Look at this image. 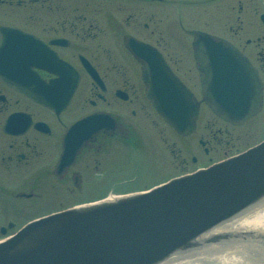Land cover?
I'll use <instances>...</instances> for the list:
<instances>
[{"label":"flooded vegetation","instance_id":"1","mask_svg":"<svg viewBox=\"0 0 264 264\" xmlns=\"http://www.w3.org/2000/svg\"><path fill=\"white\" fill-rule=\"evenodd\" d=\"M177 2L0 0L1 239L43 215L86 203V198L110 195L100 182L112 167L113 149L141 146L151 140L146 132H157L164 159L184 173L196 164V170L204 168L264 140H246L264 131V0H206L210 8L216 3L219 14L218 31L211 34L235 46L256 69L262 84L260 110L240 124L217 116L202 101L193 35L190 47H176L171 36L163 34L161 14L170 17V5ZM133 39L159 50L201 101L192 134L179 135L147 98L143 64L129 49ZM23 85L30 93L20 88ZM90 116L97 117L90 127L96 131L67 164L70 130ZM204 119L208 137L194 142L190 137ZM243 131L244 137L240 136ZM179 139L191 141L192 147L182 146ZM234 141L242 146L235 151L228 146H235ZM195 144L202 149L194 151ZM219 148L223 156H209Z\"/></svg>","mask_w":264,"mask_h":264},{"label":"water","instance_id":"2","mask_svg":"<svg viewBox=\"0 0 264 264\" xmlns=\"http://www.w3.org/2000/svg\"><path fill=\"white\" fill-rule=\"evenodd\" d=\"M194 35L204 101L233 123L253 116L262 95L256 70L229 43L203 31ZM131 50L145 65L147 96L156 110L178 133H191L199 102L157 49L141 42ZM20 88L30 93L27 86ZM94 118L76 126H89ZM90 135L81 141L69 137L67 164ZM263 202L264 141L149 190L33 220L0 242V264H162L219 243L264 244V232H214Z\"/></svg>","mask_w":264,"mask_h":264},{"label":"rangeland","instance_id":"3","mask_svg":"<svg viewBox=\"0 0 264 264\" xmlns=\"http://www.w3.org/2000/svg\"><path fill=\"white\" fill-rule=\"evenodd\" d=\"M207 4L206 0H178L177 4L170 5L172 6L170 9L171 16L165 17V14H161L162 22L160 27L164 31L163 34L166 38L167 35L171 36L172 43L176 47H190L192 41V34H190L191 31L199 30L216 33L218 31L217 24H219V14L216 8V3H212L213 6H211V8L207 6ZM179 20L182 21L184 27L189 30L187 33L181 29ZM142 35L146 34L142 33ZM206 123L207 119L200 121L198 131L190 137L193 138L192 140L194 142L198 143V139L201 136L205 139L208 137V130L205 126ZM142 124L144 125L143 122ZM162 124L163 123L161 122L160 128L164 129V132H166V126ZM160 128H157L156 130H160ZM243 133L244 131L240 133V136L244 137ZM148 135L151 137V140L142 143V145L137 148L115 146L113 149L112 167H110L111 169L105 180L100 182L104 190L111 191V194L109 193L110 195L119 196L145 191L161 182H165L170 178L180 176L184 173V170L180 167H175L171 162H166L164 159V149L159 145V143L163 141L159 139L158 142V138H155L158 137L157 132L154 131L149 134L146 132V136ZM262 139H264V131L262 130L257 131L246 138V140L249 141H259ZM179 140L181 141L182 146L187 145V143L191 145V141L189 140ZM180 141L178 142V145H181ZM233 143L235 146H228L234 151L242 147L241 145H238L236 141ZM196 149L200 151L202 148L195 144L194 151H196ZM223 155V151L219 148L218 150L214 149L209 156H212L215 159ZM207 157H205L206 161L204 162L208 161ZM204 165L206 166L209 164L205 163ZM196 167L197 164L190 167L188 173L196 171ZM105 196L106 195L97 198H86L83 202L87 203L89 200V202H91ZM1 238L2 237H0V239Z\"/></svg>","mask_w":264,"mask_h":264},{"label":"bare ground","instance_id":"4","mask_svg":"<svg viewBox=\"0 0 264 264\" xmlns=\"http://www.w3.org/2000/svg\"><path fill=\"white\" fill-rule=\"evenodd\" d=\"M69 208L71 207L43 215L40 218L68 210ZM221 230L233 231L237 235L244 231L264 232V202L262 205L253 207L251 210L246 211L243 216L230 222L227 226L216 229L214 232L221 233ZM12 236L13 234L6 236V238ZM262 246H264L262 241L260 243H219L214 244L212 248H203L198 252H194L192 257L183 256L177 260L163 262L162 264H264V255L262 254L264 249L261 248Z\"/></svg>","mask_w":264,"mask_h":264}]
</instances>
